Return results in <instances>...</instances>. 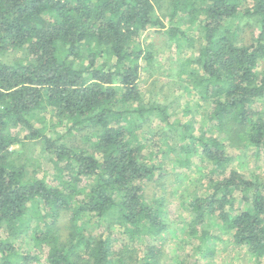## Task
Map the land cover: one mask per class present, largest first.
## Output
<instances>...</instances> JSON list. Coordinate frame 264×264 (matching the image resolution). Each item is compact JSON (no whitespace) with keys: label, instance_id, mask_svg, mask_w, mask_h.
Wrapping results in <instances>:
<instances>
[{"label":"trees","instance_id":"1","mask_svg":"<svg viewBox=\"0 0 264 264\" xmlns=\"http://www.w3.org/2000/svg\"><path fill=\"white\" fill-rule=\"evenodd\" d=\"M178 15L199 27L196 56L180 73L206 104L207 121L264 153V111L254 108L264 96V0H0V264L36 258L15 247L27 231L46 248L44 264H159L160 249L146 240H159L167 222L143 188L164 173L138 135L151 118L169 130L166 145L180 142L182 166L196 154L209 164L206 193L185 206L196 249L213 237L206 220L216 217L264 264V180L231 168L220 138L142 96L141 71L153 52L140 37ZM241 17L255 29L249 44L237 41L233 23ZM165 29L190 40L175 23ZM48 114L64 131L49 133ZM85 129L92 152L66 145ZM26 142L42 145L54 184L11 150ZM63 214L65 237L57 228Z\"/></svg>","mask_w":264,"mask_h":264},{"label":"rangeland","instance_id":"2","mask_svg":"<svg viewBox=\"0 0 264 264\" xmlns=\"http://www.w3.org/2000/svg\"><path fill=\"white\" fill-rule=\"evenodd\" d=\"M163 23L165 28L177 24L190 40L187 41L185 37L173 40L165 28H151L142 34V43L148 45L153 52V60L149 67H143L139 80L144 100L152 99L167 104L172 119L190 120L195 132L204 129L207 134L217 136L225 143L227 153L233 157L231 168L247 177L256 175L264 180V153H256L252 148L246 149L238 143L235 136L230 139L227 134L217 131L218 129L206 119V104L198 100L194 90L188 86L186 76L180 73L182 62L196 56L199 44L197 23L191 25L180 15L171 20V23L169 17L163 18ZM233 24L237 41L249 44L255 33L254 26L242 17L236 18ZM19 56V53L9 54L6 60L11 62ZM258 69L264 70V63L259 62ZM254 108L264 111V96L254 103ZM47 122L49 133L53 130L64 131V126L58 125L52 114L47 115ZM141 130L138 132L139 138L148 141L149 149L153 151L154 163L162 166L164 173L162 177L146 182L143 188L145 200L162 203L167 222V228L159 240H146V243H154L160 249L159 264H256L255 258L245 247L233 243L231 232L226 230L216 217L206 220L209 233L213 237L200 251L196 249L197 241L187 228L190 216L185 206L192 195L206 193L209 164L196 154L190 157L188 165L182 166L178 160L181 156L176 153L180 142L171 140L166 145L165 139H170L169 130L154 118L143 123ZM89 131L90 129L75 131L68 135L64 142L73 148L92 152L91 143L94 139L90 137ZM11 150L22 151L35 165L39 164V167H35L38 169V176L45 175L48 182L54 184L51 164L45 158L40 143L17 144L13 145ZM68 225V217L63 214L57 223L62 237L67 236ZM14 244L20 252L36 257L29 264H44L46 248L35 246L29 231L17 237ZM261 261L263 263L264 259Z\"/></svg>","mask_w":264,"mask_h":264}]
</instances>
